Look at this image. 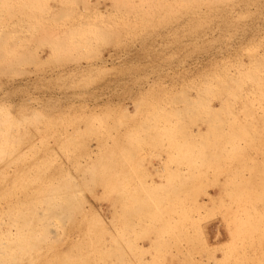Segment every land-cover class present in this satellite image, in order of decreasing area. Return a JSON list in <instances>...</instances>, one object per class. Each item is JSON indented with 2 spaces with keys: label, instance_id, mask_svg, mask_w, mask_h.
I'll return each mask as SVG.
<instances>
[{
  "label": "rangeland",
  "instance_id": "1",
  "mask_svg": "<svg viewBox=\"0 0 264 264\" xmlns=\"http://www.w3.org/2000/svg\"><path fill=\"white\" fill-rule=\"evenodd\" d=\"M181 1L0 0V264H264V0Z\"/></svg>",
  "mask_w": 264,
  "mask_h": 264
},
{
  "label": "bare ground",
  "instance_id": "2",
  "mask_svg": "<svg viewBox=\"0 0 264 264\" xmlns=\"http://www.w3.org/2000/svg\"><path fill=\"white\" fill-rule=\"evenodd\" d=\"M182 1H183V0H182ZM182 1H181V2H182ZM179 2H180V1H179ZM184 2L186 3V0H185ZM184 2H183V3H184ZM192 3H194V2H192ZM186 4H187V3H186ZM189 4H190V3H189ZM140 5H142V4H140ZM146 7H147V6H146ZM141 8H142V6H141ZM152 8H153V7H152ZM191 8H192V7H191ZM173 9H174V8H173ZM154 10H155V9H154ZM157 12H158V11H157ZM59 215H60V214H59Z\"/></svg>",
  "mask_w": 264,
  "mask_h": 264
},
{
  "label": "crops",
  "instance_id": "3",
  "mask_svg": "<svg viewBox=\"0 0 264 264\" xmlns=\"http://www.w3.org/2000/svg\"><path fill=\"white\" fill-rule=\"evenodd\" d=\"M213 229H214V227H213ZM214 231H215V229H214ZM226 241H221L220 243H225Z\"/></svg>",
  "mask_w": 264,
  "mask_h": 264
}]
</instances>
